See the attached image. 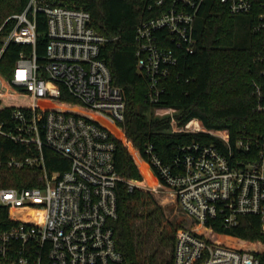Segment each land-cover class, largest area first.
<instances>
[{"label": "built area", "instance_id": "built-area-1", "mask_svg": "<svg viewBox=\"0 0 264 264\" xmlns=\"http://www.w3.org/2000/svg\"><path fill=\"white\" fill-rule=\"evenodd\" d=\"M203 2L170 0L160 15L138 27L137 66L149 82L151 103L159 101L162 81L178 62L176 49L162 43L171 38L176 48L192 52ZM221 2L232 14L257 9L253 30L261 35L263 50L254 61L264 63V0ZM38 12L47 23L43 55L37 51ZM11 18L16 25L3 50L11 41L32 50L20 53L10 79L0 72V109L13 108L9 120L0 124V134L25 144L28 153L0 157V166L41 172L39 184L0 187V206L36 205L41 217L38 225L22 222L0 231V264H129L117 247L112 224L118 218L117 185L124 181L115 152L119 133L125 134L121 124L126 96L100 57L107 38L92 27L88 10L45 0H30ZM252 87L253 109L264 114V70L252 79ZM156 113L171 116L173 132L217 139L181 146L171 164H165L153 146L146 148L156 180L149 188L174 196L186 219L176 232L170 264H264L249 251L208 240L211 221L234 228L246 215L259 218L264 237V132H244L232 139L228 129L207 128L199 118L181 125L175 109L158 108ZM46 148L68 160L69 168L49 171ZM128 184L133 190L135 183Z\"/></svg>", "mask_w": 264, "mask_h": 264}, {"label": "trees", "instance_id": "trees-1", "mask_svg": "<svg viewBox=\"0 0 264 264\" xmlns=\"http://www.w3.org/2000/svg\"><path fill=\"white\" fill-rule=\"evenodd\" d=\"M30 0H0V72L11 78L22 51L30 52L32 46L11 41L3 50L5 37L16 25L11 18L25 10ZM50 4L82 8L91 14L92 27L107 40L101 46L100 57L111 69L113 82L126 96L125 118L121 126L125 137L137 147L144 160L150 161L148 145L165 164H171L180 147L195 141L214 143L217 139L204 133L173 132L170 115H156L158 108L175 109L181 125L199 118L207 128L228 129L232 139L242 133L264 132V114L254 111L256 97L252 79L259 77L264 63H256L255 56L263 50L262 37L253 30L257 9L249 13L232 14L221 0H204L195 20L194 49L192 52L176 48L169 38L163 46L175 48L178 62L171 74L162 81L164 89L156 103L148 100L149 82L139 71L137 62V30L147 19L160 15L170 4L164 0H45ZM37 51L43 55L47 44L46 16L37 13ZM3 50V51H2ZM74 99V98H70ZM12 107L0 109V124L9 120ZM107 124V121L103 119ZM116 130V129H115ZM118 131V130H116ZM120 134V133H119ZM141 172L151 185L155 177L147 164L138 157ZM27 146L0 134V157H22ZM45 166L49 171H65L68 160L46 148ZM115 164L124 181L117 185L118 218L113 221L115 238L129 264H170L174 255L175 235L185 225L176 220L168 229L164 240L170 247V257L161 262L155 255L146 260L140 253L134 224L138 219L152 218L162 207L148 213H138L140 204L152 198L128 146L117 139ZM156 171V169H154ZM39 168L23 170L0 166V187H22L39 184ZM128 182L135 183L133 190ZM166 189L167 186L164 185ZM41 214L36 205L17 207L0 206V231L22 222L38 225ZM184 217V214H183ZM185 219V217H184ZM186 220V219H185ZM208 240L212 243L249 251L264 263V237L260 233L257 216L246 215L234 228H225L219 220L209 223Z\"/></svg>", "mask_w": 264, "mask_h": 264}, {"label": "rangeland", "instance_id": "rangeland-1", "mask_svg": "<svg viewBox=\"0 0 264 264\" xmlns=\"http://www.w3.org/2000/svg\"><path fill=\"white\" fill-rule=\"evenodd\" d=\"M7 37H5V41ZM156 115H159L155 112ZM175 114V113H174ZM119 140L127 144L128 150L133 156V159L143 176L146 183L147 190L151 193L152 198H147L144 205L140 204L138 206V213H148L155 210L158 206L162 207V211H158L152 218L149 219H138L134 224L135 234L140 247V254L146 259L155 255V261L161 262V260H167L170 257V247L166 244L164 236L168 229L176 220H186L183 217V212L181 211L176 199L170 193L165 191L153 192L149 186L150 182L147 181L145 175L141 172L139 165L136 161V155L133 151H136L138 157L141 158L149 167V163L144 160L141 153L133 143L126 139L125 134L118 136Z\"/></svg>", "mask_w": 264, "mask_h": 264}]
</instances>
